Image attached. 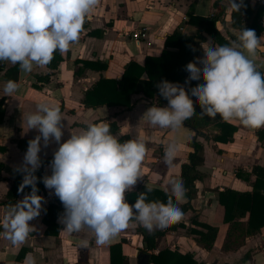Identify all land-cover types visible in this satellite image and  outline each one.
<instances>
[{
  "label": "crops",
  "instance_id": "0c3cea01",
  "mask_svg": "<svg viewBox=\"0 0 264 264\" xmlns=\"http://www.w3.org/2000/svg\"><path fill=\"white\" fill-rule=\"evenodd\" d=\"M228 7L227 0H100L86 19L79 41L72 44L67 52L60 53L62 61L58 69L34 66L30 74H25L19 64L0 61V99L4 102L5 112L4 121L0 124V164L3 165V179L0 181V264H25L29 253L35 257L36 264H139L141 255H149V264H153L152 256L159 257L162 252L190 255L198 264H264V228L248 234L240 247L238 232L241 224L248 223L250 215L248 213L240 220L226 223L225 208L218 201L219 192L226 189L241 193L254 191L257 178L252 174V168L264 167V141L259 136L264 127L250 128L237 119L229 120L227 123L235 129L233 139L222 143L215 141L221 133L217 126L198 132L184 122L175 130L151 125L144 117L147 109L167 104L159 106L144 94L131 97L130 110L114 106L86 107L83 104L86 92L102 78L120 80L131 61L144 67L148 56H160L165 50L166 39L176 31L195 38L201 59L204 57L202 43L212 41L221 45L208 33L202 32L199 26L190 23V15L212 18L224 10L219 15L216 28L229 46L233 41L238 42L239 30L232 25V12ZM142 29H148L149 38L139 43L132 35ZM200 34L204 41L199 42ZM256 64L264 71V47L257 49ZM16 65L18 77L6 78V72ZM8 80L19 85L11 97L4 93ZM181 85L188 91L185 84ZM190 98L196 101L194 97ZM40 103L59 104L64 119L61 142H66L72 133L78 134L81 128L101 121L110 123L111 132L122 143L133 138L146 142L148 151L140 170L141 178L126 193V202L134 204L135 195L150 188L152 191L148 196L163 193L168 198L172 197L173 203L181 209L188 203L191 206L183 219L174 224L175 228L171 229L170 225L155 230L166 233L156 240L154 249L149 248L143 233L146 229L137 221L131 222L126 230L104 246H97L94 233L87 229L71 234L62 231L64 226L57 215L64 212L63 205L54 190L46 188L40 195L46 201L42 202L41 215L29 222L36 231L18 247L5 239L2 221L6 210L26 195L7 203V195L20 174L16 169L22 165L26 153L20 149L18 141L32 140L39 134L37 130L28 129L26 117L35 113ZM192 141L199 142L204 148V162L197 168L201 178L195 183L196 193L191 199L187 197V190L185 200L178 202L171 193L170 181L183 182L182 169L189 164ZM170 143L178 146L172 167L164 162L165 148ZM58 147L54 141L49 147H42V164L47 163L45 175H51L50 163ZM239 172L244 177H238ZM196 221L218 228L212 249H205L198 241L199 236L193 233L195 230L206 232ZM85 239L89 241L87 248L80 246ZM164 263L175 264L168 259Z\"/></svg>",
  "mask_w": 264,
  "mask_h": 264
},
{
  "label": "clouds",
  "instance_id": "9594fccd",
  "mask_svg": "<svg viewBox=\"0 0 264 264\" xmlns=\"http://www.w3.org/2000/svg\"><path fill=\"white\" fill-rule=\"evenodd\" d=\"M99 3L100 0H0V61L19 64L25 74H30L34 66H47L56 51L63 54L79 41L86 19ZM227 3L228 11L235 13L245 7L244 0ZM261 47L264 36L257 37L255 30L244 27L239 30L238 42L230 46L202 43L204 57H196L186 65L189 76L185 84L201 79L203 83L186 91L179 83L161 81L156 87L167 106H152L144 117L153 126L178 129L196 116L190 98L194 97L201 108V118L219 116L225 121L237 119L250 128L264 127V73L256 64L257 49ZM18 88L16 81L8 80L4 93L11 97ZM63 121L58 103H40L36 112L26 117L28 129L39 134L28 141L23 163L16 169L23 175L20 191L30 186L31 192L8 206L2 221V235L14 247L24 244L36 231L29 222L41 215L42 202L46 201L37 195L35 173L42 166V147H49L52 141L59 147L50 163L51 175H44L42 182L46 189L54 190L63 205L64 212L59 216L62 231L71 234L87 229L94 233L96 245L104 246L133 221L152 233L183 219L185 214L172 197L167 203L149 202L150 188L140 193L134 204L126 202V193L141 178L148 151L143 139L122 143L111 132L110 123L101 121L61 142ZM177 147L170 143L165 148L164 162L169 167L174 166ZM170 190L176 201L185 200L187 189L182 181H170ZM80 246L87 248L89 241L82 240ZM25 264H36L31 253Z\"/></svg>",
  "mask_w": 264,
  "mask_h": 264
},
{
  "label": "trees",
  "instance_id": "16d2710c",
  "mask_svg": "<svg viewBox=\"0 0 264 264\" xmlns=\"http://www.w3.org/2000/svg\"><path fill=\"white\" fill-rule=\"evenodd\" d=\"M245 7L241 8L240 12H232V25L234 29L240 30L243 27L247 29L255 30L257 37L264 36V6L254 5L250 0H244ZM224 10L220 11L218 15L212 18H200L190 15V23L199 26L200 30L208 33L214 38L216 42L221 45H229L227 41L220 35V32L216 28V22L218 21L219 15L223 14ZM204 41V37L200 34L199 42ZM192 48L196 51L193 52ZM200 54L198 43L194 37L183 35L181 32L176 31L173 35L169 36L165 42V50L158 57L148 56L144 67L137 64L136 61H131L126 67V70L120 80L101 79L97 82L93 88L86 92L83 104L86 107H125L132 109L131 97L136 94H144L149 99H154L159 106L167 104V100L159 95V90L156 87L163 80H167L173 83L185 84V80L189 76V73L185 70L186 65L189 62H193L196 57ZM62 57L59 51L54 53V58L47 65L49 69H58ZM88 65L85 63V66ZM1 68V67H0ZM261 73L263 70L258 68ZM18 65L12 67L6 72V78L16 79L18 77ZM10 75V76H9ZM12 75V77H11ZM197 83H203V80L192 81L190 85H186L189 90L191 87H195ZM196 109V116L191 119L184 121L194 131L201 132L210 126H217L221 129V133L216 136L215 141L227 143L233 139L235 129L232 128L227 121L223 120L219 116L215 119L207 116L201 118V108L198 101H193ZM3 100L0 99V124L4 121L5 112L3 108ZM113 127L117 129L114 124ZM260 139L264 141V131L259 132ZM28 141H18V146L22 151H26L28 147ZM193 149L189 155V164H185L182 169V178L184 187L188 190L187 197L191 199L193 194L196 193V181L201 178L197 168L204 162L203 145L197 141L190 143ZM47 163L36 171L35 175L38 178L36 187L39 189L37 195H41L44 191L45 186L42 182V178L45 175V166ZM3 171V165L0 164V181L3 179L1 173ZM252 174L256 176L254 183V191L252 193L246 192L241 193L226 189L218 194L219 203L225 208V222L230 223L235 220L244 218L249 213V221L247 224H241L238 232V244L243 246L248 234L254 233L256 230L264 228V167L255 166L252 168ZM238 177H244L243 173L239 172ZM23 182V175L20 173L15 179L12 187L7 195V203H13L20 195H27L31 192V187L27 186L20 191V186ZM140 191L137 193H144ZM138 197L137 195H135ZM167 195L160 193L153 196H148V201H160L167 203ZM191 209L190 204L182 208L183 212L186 213ZM49 213V212H48ZM63 213V212H62ZM59 213L57 216H60ZM48 215V214H47ZM198 217V216H197ZM196 217V219H197ZM195 222V221H194ZM45 223H48L47 218ZM198 226H201L206 230L193 231L194 234L198 235V241L207 250L214 247L216 237L218 234V228L212 227L205 224H200L196 221ZM175 228L172 224L171 229ZM144 239L148 242L149 248L154 249L156 246V240L165 235L164 232L154 231L149 233L147 230H143ZM119 248V247H117ZM173 262L175 264L181 262V264H198L192 256L185 255L180 256L178 254H172L170 252H162L160 256H152L153 264H169L164 263V260Z\"/></svg>",
  "mask_w": 264,
  "mask_h": 264
},
{
  "label": "built area",
  "instance_id": "2783aa9c",
  "mask_svg": "<svg viewBox=\"0 0 264 264\" xmlns=\"http://www.w3.org/2000/svg\"><path fill=\"white\" fill-rule=\"evenodd\" d=\"M253 5H260L264 6V0H250ZM264 27V24H263ZM133 38L138 41L139 43L145 42L149 38V31L148 29H142L133 33Z\"/></svg>",
  "mask_w": 264,
  "mask_h": 264
},
{
  "label": "water",
  "instance_id": "95a60500",
  "mask_svg": "<svg viewBox=\"0 0 264 264\" xmlns=\"http://www.w3.org/2000/svg\"><path fill=\"white\" fill-rule=\"evenodd\" d=\"M149 258H150L149 255H141V256H139V258H138L139 264H149Z\"/></svg>",
  "mask_w": 264,
  "mask_h": 264
}]
</instances>
